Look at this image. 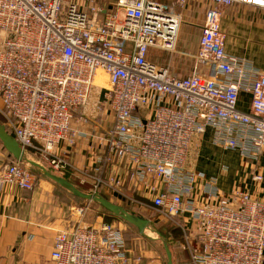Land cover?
Instances as JSON below:
<instances>
[{"label": "built area", "instance_id": "2783aa9c", "mask_svg": "<svg viewBox=\"0 0 264 264\" xmlns=\"http://www.w3.org/2000/svg\"><path fill=\"white\" fill-rule=\"evenodd\" d=\"M171 1L181 10L159 0H116L109 9L0 0V122L25 152L42 155L58 172L70 164L54 146L77 149L88 141L96 155L93 165L76 170L79 183L174 223L190 264H263L264 198L241 187L220 191L216 177L190 169L187 159L194 136L207 128L215 146L249 160L262 156L264 72L225 50L219 19L239 4L264 9V0H203L187 76L149 59L152 49L170 59L176 52L180 13L190 0ZM94 88L100 93L89 112ZM126 180L132 196L123 190ZM36 182L21 161L0 172V186L31 190ZM88 206L77 209L71 230L56 233L51 257L58 264H157L134 253L111 223L85 224Z\"/></svg>", "mask_w": 264, "mask_h": 264}, {"label": "crops", "instance_id": "0c3cea01", "mask_svg": "<svg viewBox=\"0 0 264 264\" xmlns=\"http://www.w3.org/2000/svg\"><path fill=\"white\" fill-rule=\"evenodd\" d=\"M115 1L75 0L83 9L92 4L109 9ZM192 1L190 0L184 9L187 11L194 9ZM200 1L199 5L205 9L208 3L203 0ZM219 20L220 27L225 33V50L230 54L251 61L264 72V55L258 59L250 56L248 52L250 41L255 32H264V9L239 4L225 9ZM152 61L163 65L157 60ZM241 108L247 110V103L242 104ZM86 109L91 112L90 103H87ZM212 138L213 132L210 128H207L202 134L194 136L190 155L187 159L188 167L202 172L206 176L216 177L218 187L222 192H229L234 188L241 187L249 190L256 197L264 198V180L260 183H254L250 179L252 173H259L264 176V150H262V156L258 161L249 160L237 151L215 146ZM86 142L89 144L88 141H83L77 149L70 148L65 142H59L54 146V152L70 164L64 172L52 170L42 155L32 153L34 158L32 160L47 166L46 168L52 172L72 180L78 186L90 191L89 184L79 183V177L76 173L77 169L90 167L94 163L93 159L96 154L87 149ZM225 154L235 160V164L225 160ZM13 160L15 159L3 148L0 142V172ZM222 166L228 168L226 172L221 170ZM228 170H234L231 175L228 173V177L236 178V181L240 180L241 185L234 186L237 184L235 182L232 185L227 183L225 175ZM115 173L119 178L125 176L120 168H116ZM36 177V185L31 190H24L13 184L0 186V264H58L51 257L54 237L59 231L71 230L79 219L77 209L83 203H78L69 194L57 189L47 177H41L37 174ZM131 186L133 185L126 180L123 190L130 196L134 195L129 190ZM113 198L116 199L114 196ZM116 200L120 204H124L123 206L127 204L122 199L117 198ZM107 216L109 215L101 210H95L89 203L82 220L89 225H96L101 221L112 223L113 219L107 221ZM115 226L119 228L120 222H117ZM139 251L140 254L146 255V259L152 257L155 263L161 264V257L156 249L152 248V251H146L139 248Z\"/></svg>", "mask_w": 264, "mask_h": 264}, {"label": "rangeland", "instance_id": "374dc122", "mask_svg": "<svg viewBox=\"0 0 264 264\" xmlns=\"http://www.w3.org/2000/svg\"><path fill=\"white\" fill-rule=\"evenodd\" d=\"M168 8H172L175 11L181 10L174 6L171 0H159ZM192 1V0H191ZM194 6L192 10L187 11L184 9L183 12L180 13V22L177 30V40H176V52L173 53L170 59L169 52L166 51H159L156 49H152V52L149 54V58L152 60H157L160 64H163V66L170 64V71L178 76H187L190 75L192 69H193V60L192 56L195 53L197 42L199 35L201 33V22L204 15V7H201L199 3H201L200 0H193ZM198 4V5H197ZM249 55L254 56L255 58L260 59L264 55V32H255L254 37L250 41L249 49H248ZM105 76V75H104ZM105 84H107L106 78H105ZM99 90H94L92 97V100L90 99L88 103L92 107H95V101L99 97ZM1 105V101H0ZM94 109V108H93ZM108 118V122H109ZM26 156L28 159H34L32 156V153L26 152ZM224 159L228 160L231 164H235V160H233L230 156L224 155ZM34 174L35 172L39 173L38 175L41 177L43 174L37 170L36 168L24 163ZM47 167V166H46ZM243 168V165H242ZM235 170V169H234ZM233 170V171H234ZM233 171H229L226 173V181L228 184L234 186L241 185V181H236V178L228 177L229 174L231 175ZM55 173V172H53ZM229 173V174H228ZM57 174V173H55ZM228 174V175H227ZM59 175V174H58ZM234 180V181H233ZM233 181V182H232ZM83 191H88L87 189ZM108 199L116 203L118 205H121L125 209H127L129 212L134 213L137 216H140L142 218L148 219L149 223L146 225V227L143 229L142 232H139L138 228L119 217H112L113 222L111 223L112 226L116 227L117 222H120L121 230L123 231L124 237L132 249L134 253H139V248L146 251H152L153 249H156L158 254L161 257V264H166V255L163 248L164 242L170 241L168 243L170 251L172 253V263L173 264H190L189 260V254L187 249L185 248V245L182 240V235L177 226L174 223H170L166 221V219L155 212L145 209L139 206H130L125 204L126 206H123L113 198V196H108ZM77 200V199H76ZM78 203L84 204L85 200H77ZM91 204V207H93L95 210H101L102 212L106 211L100 207L97 203L94 202H88ZM119 220V221H118ZM176 229L179 233L177 236H175L173 233H169L170 231ZM175 230V231H176ZM143 255V254H142ZM144 258H146V255H144Z\"/></svg>", "mask_w": 264, "mask_h": 264}, {"label": "water", "instance_id": "95a60500", "mask_svg": "<svg viewBox=\"0 0 264 264\" xmlns=\"http://www.w3.org/2000/svg\"><path fill=\"white\" fill-rule=\"evenodd\" d=\"M0 142L3 148L17 161H21L26 163L37 170H39L43 176L50 179L52 182L58 184L62 188L71 192L74 196L79 197L87 202H94L99 204L109 213L119 217L120 219L136 226L139 232H142L146 225L149 223L148 219L142 218L140 216L135 215L132 212H129L127 209L118 205L116 203L111 202L105 196H102L93 191H82L77 186H75L70 180L64 178L61 175L55 174L42 165L39 162H36L32 159H28L26 156V152L22 149V147L18 144V142L14 139L13 135L10 134L3 124L0 122ZM163 248L166 255V264L172 263V253L169 249V246L164 243Z\"/></svg>", "mask_w": 264, "mask_h": 264}, {"label": "trees", "instance_id": "16d2710c", "mask_svg": "<svg viewBox=\"0 0 264 264\" xmlns=\"http://www.w3.org/2000/svg\"><path fill=\"white\" fill-rule=\"evenodd\" d=\"M35 169V168H34ZM32 171H34V170H32ZM51 171V170H50ZM37 175L39 174V173H37V172H35ZM75 186H77L79 189H81L82 191L83 190H85V189H83L82 187H80V186H78L75 182H73L72 180H70ZM54 183V182H53ZM55 184V186H56V188L57 189H59V190H62L63 192H66L67 194H69L72 198H74L75 200L77 199H80V200H83V199H81V198H79V197H76V196H74L71 192H69V191H67L66 189H64V188H62L61 186H59L58 184H56V183H54ZM76 200V201H77ZM99 205V204H98ZM101 207V206H100ZM103 208V207H102ZM104 209V208H103ZM105 210V209H104ZM106 211V214H108L109 216H107L106 217V220L108 221V220H110V219H112V217H116L115 215H113V214H111V213H109L107 210H105ZM117 218V217H116ZM176 229H174V230H172V231H170L169 233H173L175 236H177L179 233L177 232V230L175 231ZM180 231V230H179ZM170 241H167V242H164V243H166L167 245H168V243H169ZM169 246V245H168ZM170 249V248H169Z\"/></svg>", "mask_w": 264, "mask_h": 264}, {"label": "bare ground", "instance_id": "6f19581e", "mask_svg": "<svg viewBox=\"0 0 264 264\" xmlns=\"http://www.w3.org/2000/svg\"><path fill=\"white\" fill-rule=\"evenodd\" d=\"M102 75H103V74H102L101 72L98 73L97 82L100 81ZM102 83H104V82H102Z\"/></svg>", "mask_w": 264, "mask_h": 264}]
</instances>
